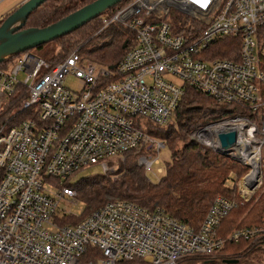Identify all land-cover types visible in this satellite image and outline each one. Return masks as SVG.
<instances>
[{
	"label": "built area",
	"instance_id": "built-area-1",
	"mask_svg": "<svg viewBox=\"0 0 264 264\" xmlns=\"http://www.w3.org/2000/svg\"><path fill=\"white\" fill-rule=\"evenodd\" d=\"M175 13L186 20L181 33ZM102 23L97 33L118 24L133 34L114 69L77 50L51 66L24 52L0 69V264H183L215 258L227 243L263 241L264 222L224 237L219 228L264 185V0H131ZM225 38L237 39V59L207 58ZM69 75L75 91L64 84ZM187 88L250 113L190 134L245 168L235 184L240 201L217 196L198 228L122 199L58 224L70 214L61 198L75 197L59 183L87 167L106 173L132 154L145 177L162 173L153 166L166 145L150 126L168 123ZM228 131L236 140L224 150L218 133Z\"/></svg>",
	"mask_w": 264,
	"mask_h": 264
},
{
	"label": "trees",
	"instance_id": "trees-1",
	"mask_svg": "<svg viewBox=\"0 0 264 264\" xmlns=\"http://www.w3.org/2000/svg\"><path fill=\"white\" fill-rule=\"evenodd\" d=\"M93 1L47 0L29 15L23 28H44ZM130 1L123 0L78 30L53 41L58 45L59 52L51 58L52 64L64 59L77 45H82L79 53L85 59L109 68L116 66L134 44L133 34L118 24H110L97 32L103 26V19ZM185 21L182 15H173V28L176 33L183 32ZM47 44L30 51L43 49ZM238 51L237 39L225 38L215 43L211 47V56L207 53L206 57L233 60L237 59ZM16 57L4 60L0 69H7ZM14 101L10 109L19 107L20 99ZM4 115L0 116V121ZM234 115L248 116L250 113L246 107L220 104L194 89L187 88L168 123L161 127L150 126V132L165 142L171 156L160 181L156 184L148 182L143 169L135 163L136 156L129 154L115 174H100L60 182L59 186L76 189L75 200L83 205V212L80 217L65 215L58 224L76 223L85 216L83 214L106 203L107 198H119L148 210L159 208L174 220L198 228L217 196L240 201L236 196L235 181L244 174L245 168L227 157L209 151L193 141L189 135L199 127ZM25 117V112L19 113V118ZM253 202L242 205L238 203L222 221L219 236L224 237L235 228L250 229L260 226L264 222V192ZM254 252L264 253V240L254 244L244 240L227 243L218 255L220 258L216 256L218 261H211L212 258H194L185 260L183 264H190L195 260L203 261L204 264H225V260H237L238 263Z\"/></svg>",
	"mask_w": 264,
	"mask_h": 264
},
{
	"label": "water",
	"instance_id": "water-1",
	"mask_svg": "<svg viewBox=\"0 0 264 264\" xmlns=\"http://www.w3.org/2000/svg\"><path fill=\"white\" fill-rule=\"evenodd\" d=\"M47 0H25L0 24V64L9 57L18 56L39 46L70 34L91 20L112 9L123 0H94L61 20L44 28H23L29 15ZM110 66V69H114ZM221 148L229 149L236 140L234 131L218 133ZM236 264L237 260H225Z\"/></svg>",
	"mask_w": 264,
	"mask_h": 264
},
{
	"label": "rangeland",
	"instance_id": "rangeland-1",
	"mask_svg": "<svg viewBox=\"0 0 264 264\" xmlns=\"http://www.w3.org/2000/svg\"><path fill=\"white\" fill-rule=\"evenodd\" d=\"M24 1L25 0H0V22L5 19L6 15H8L12 11H14ZM81 46L82 45H77L71 52L76 51V50L79 51V49L81 48ZM57 52H59L58 45L56 43H53V42L48 43L43 49L30 51V53L33 54L34 56H36L38 58H41L44 61L48 62L50 64V66L51 65H56L57 63H59V62H61L63 60L62 59L59 62H57L55 64H52L51 58L54 57V55ZM14 63H15V58L8 65L7 69H9L12 66V64H14ZM176 82L178 84H180L178 81H176ZM64 84H65L66 87H68L72 91L77 90L78 81L72 75H69V76H67L65 78ZM189 137H190V135H189ZM170 158H171V156H170L169 150L167 148L163 149L161 151V154H160V163L153 166V168L155 170H157L158 168H161L162 169V173L161 174H156V176L146 175V178L152 184L158 183V181L163 177L164 171H165V166H166L167 163H169ZM125 159L124 160H120V161H114V162H112L111 163L112 170L111 171H108L106 173H102V170L101 169H99L97 167H94V166L87 167V168L83 169L81 172H79L76 175V177L73 178V180H78V179H80L82 177H87V176H92L93 177V176L100 175V174H103V175L108 174V173L115 174L119 170V168H121L122 164L125 162ZM135 161H136V158H135ZM236 181H235V184H236ZM228 185L230 186L231 184L228 183ZM72 189L75 192V197H77L76 189L74 187ZM262 192H264V185L255 194V196L251 199V201H249L248 203H250L252 201L256 202L257 199H258L259 194L262 193ZM75 197L74 198H69V197L64 196L63 198H61V200L59 202V209H63L65 211L69 212L70 214H72L75 217H80L81 214H82V212H83V205L80 202H78L77 200H75ZM116 199H119V198H116ZM111 200H115V199H109V198H107V200L105 202H108V201H111ZM92 210H89L88 212H86L83 215H87ZM71 221H77V219H75V220L74 219H71ZM218 257L212 258L210 260L211 261H215V260L218 261ZM88 259H90V257ZM198 259H200V258H198ZM200 260H202V259H200ZM200 260H195L193 263H190V264H204V262L203 261H200ZM237 264H264V253L263 252H254V253L250 254L249 256H246L245 258L241 259L240 262H238Z\"/></svg>",
	"mask_w": 264,
	"mask_h": 264
}]
</instances>
